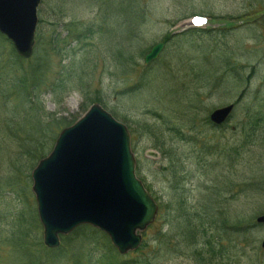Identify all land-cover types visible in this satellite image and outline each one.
<instances>
[{"label":"rangeland","instance_id":"rangeland-1","mask_svg":"<svg viewBox=\"0 0 264 264\" xmlns=\"http://www.w3.org/2000/svg\"><path fill=\"white\" fill-rule=\"evenodd\" d=\"M40 12L30 59L0 35V264H264V0H43ZM96 103L129 128L159 205L125 255L92 225L47 248L33 192L38 162Z\"/></svg>","mask_w":264,"mask_h":264},{"label":"water","instance_id":"water-1","mask_svg":"<svg viewBox=\"0 0 264 264\" xmlns=\"http://www.w3.org/2000/svg\"><path fill=\"white\" fill-rule=\"evenodd\" d=\"M41 2L0 0V33L24 58L32 56L36 45ZM162 48H153L146 61L156 59ZM234 107L215 110L212 122L224 124ZM57 140L33 172L45 245L58 247L60 234L86 224L106 232L122 254L139 248L138 232L154 223L158 205L137 178L128 128L96 104ZM258 223H264V215Z\"/></svg>","mask_w":264,"mask_h":264},{"label":"trees","instance_id":"trees-1","mask_svg":"<svg viewBox=\"0 0 264 264\" xmlns=\"http://www.w3.org/2000/svg\"><path fill=\"white\" fill-rule=\"evenodd\" d=\"M90 34H93V33L90 32ZM0 68L3 69L4 67H1V66H0ZM98 101H101V100H98ZM138 175H139V177L141 178V180H144V177L142 176V172H141L140 169H138ZM145 181H146V180H144V182H145Z\"/></svg>","mask_w":264,"mask_h":264}]
</instances>
